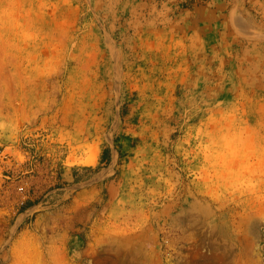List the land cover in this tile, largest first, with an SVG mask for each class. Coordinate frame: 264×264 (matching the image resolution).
<instances>
[{
    "label": "rangeland",
    "instance_id": "rangeland-1",
    "mask_svg": "<svg viewBox=\"0 0 264 264\" xmlns=\"http://www.w3.org/2000/svg\"><path fill=\"white\" fill-rule=\"evenodd\" d=\"M0 264H264V0H0Z\"/></svg>",
    "mask_w": 264,
    "mask_h": 264
}]
</instances>
